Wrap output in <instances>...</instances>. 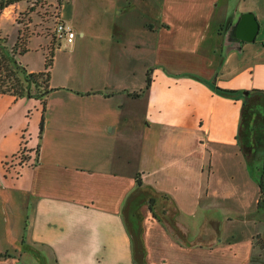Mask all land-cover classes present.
Masks as SVG:
<instances>
[{
    "label": "crops",
    "instance_id": "1",
    "mask_svg": "<svg viewBox=\"0 0 264 264\" xmlns=\"http://www.w3.org/2000/svg\"><path fill=\"white\" fill-rule=\"evenodd\" d=\"M27 1L0 14V35L7 36L9 47L17 40V14ZM263 1L114 0L105 5L95 0L103 12H132L140 23L109 18L88 38L87 30H81L83 42L77 46L94 48L91 64L73 56L74 41L63 49L69 55L57 67L59 47L50 82L56 89L45 111L35 98L0 93V264H139L124 213L139 203L134 198L139 190L160 196L158 203H171L181 222L202 215L203 223H221L229 216L225 207L242 205L237 197L250 185L245 162L242 166L232 150L242 167L240 185L230 184L220 167L230 154L224 149L238 148L242 102L219 95L207 82L264 90V40L256 44L264 26V9H258ZM11 8L13 14L5 16ZM246 12L255 14L260 25L254 41L246 40L242 28L232 27ZM38 37H31L29 51L18 56L34 72L44 69L43 46L50 41ZM40 48L42 61L35 67L28 55ZM149 69L152 82L143 93ZM75 75L94 84L71 86ZM23 143L39 147L38 158L16 173L6 161ZM144 204L148 217L162 224L153 216L156 203L154 213L149 199ZM198 232L200 227L195 238ZM217 240L211 251L220 249L222 238ZM167 243L170 248L161 250L163 264H179L183 252L192 258L210 253L171 238ZM217 260L211 264H229Z\"/></svg>",
    "mask_w": 264,
    "mask_h": 264
},
{
    "label": "rangeland",
    "instance_id": "2",
    "mask_svg": "<svg viewBox=\"0 0 264 264\" xmlns=\"http://www.w3.org/2000/svg\"><path fill=\"white\" fill-rule=\"evenodd\" d=\"M95 0H44L41 1V6L43 8L36 9L35 12L30 15L33 23L31 26L33 27L34 33L31 37L39 36L37 41H44L46 38L51 40L52 36L48 35L52 30L49 28H53L55 18L52 15H61L63 18L67 19L68 22L73 26L77 38L75 40L76 46L73 48V56H76L80 60H84L85 63L91 64L94 62V48L89 47L87 51L82 50L81 47L77 46V44H81L83 39H80V31L87 30L86 37H90L92 33L99 31V28L102 23H106V19L111 18L114 22L120 23L123 22L125 24H136L140 23L138 16H134L132 12L131 14H126L124 16H120L118 14H110L102 11V8L95 4ZM114 0H104L105 5H109L108 3ZM102 2V1H101ZM40 3V2H39ZM100 4V2H97ZM31 5H28L26 9H21L20 12H30ZM106 9V8H105ZM259 11L264 9V1L262 5L258 8ZM136 11V9H134ZM4 12V11H3ZM13 9H8L5 12V16H10L13 14ZM137 12V11H136ZM52 14V15H50ZM28 17H25V20ZM54 18V20H53ZM75 19L78 23V26L73 25L71 19ZM64 20V19H63ZM66 20V21H67ZM264 24V22H263ZM81 25L82 28L79 26ZM135 26V25H132ZM104 28V27H103ZM11 38L15 35L14 28H10ZM36 40L34 42H36ZM92 40V39H88ZM87 40V42H88ZM264 40V26L262 27L260 33L258 34L256 44L263 45ZM56 41V40H55ZM50 42V41H48ZM59 41H56L58 43ZM42 46V45H41ZM264 46V45H263ZM45 47V46H43ZM62 48V51H58V66L66 57L69 55L66 49L67 45L65 43L58 44L56 47L55 53L58 48ZM81 48V49H80ZM55 57V56H54ZM28 58H31L34 66L37 67L42 61V48L39 51H32ZM57 61V60H56ZM90 62V63H89ZM56 67V68H57ZM77 74H81L77 71ZM59 83H62V79H57ZM71 86H79L86 87L94 84V80L91 82H87L85 77L75 75V78L71 79ZM242 102V100H241ZM242 109V106H241ZM259 124L258 122H256ZM263 134V133H262ZM29 146L32 147L30 137L28 136ZM26 145V144H25ZM238 148H226L224 151L230 152L229 155L224 156L220 161V167L222 168V176L228 179V182L232 185L242 184V174L240 169H242L241 164H239L238 159L235 155L231 156L232 150H237L242 163L244 166V172L250 180V185H247L246 191L241 194L240 198L243 202L242 205L231 206L229 208L225 207V211H228L227 218L225 217L221 223H207L202 222V215L197 219L190 218V220H186V222H181V213L178 211L171 203H158L156 196V211L155 216L159 219L162 224H158L153 218L148 217L150 214L148 212L147 199L149 196L153 195L152 192H144L139 190L135 192L134 198L135 202H139L133 210H125V217L127 221V225L133 237L134 251H135V259L139 264H149L147 255L149 252L148 242H150L152 249V263L153 264H163L164 254L162 253V249L164 245L169 246V239H173L174 241L179 242L181 245H187L191 248H195L198 246H202L204 248L209 249L210 253L206 251V256L203 257L198 255L196 258H192L186 252L181 254L180 258L183 259L179 261V264H188L199 262L198 260H202L204 264H211V259H214L218 262L217 259L228 260L229 264H264V248H261L259 244H255L257 241V236L260 235L262 239H264V217L259 214L256 210V203L259 194V187L256 181V176H258V170L254 168V177L250 175V171L248 170L247 163L243 156V153L240 149V146L237 145ZM257 158H262V153L258 152L256 154ZM38 158V156H37ZM36 158V159H37ZM261 160L256 161V166L258 167L261 164ZM235 174V177H231V173ZM244 199V200H243ZM130 211V212H129ZM192 223V226L189 225ZM200 232H198V238H195V231L197 228ZM170 238H166L169 237ZM218 238H222V243L219 242L218 245L220 249H215L211 251V247L217 244ZM254 243V245H253ZM253 245V246H252ZM223 246V248H222ZM222 248V249H221ZM223 250V251H221ZM237 253L235 254L234 251ZM186 256L189 258L185 259ZM172 260V259H171ZM151 261V260H150ZM201 264V263H200Z\"/></svg>",
    "mask_w": 264,
    "mask_h": 264
},
{
    "label": "trees",
    "instance_id": "3",
    "mask_svg": "<svg viewBox=\"0 0 264 264\" xmlns=\"http://www.w3.org/2000/svg\"><path fill=\"white\" fill-rule=\"evenodd\" d=\"M20 1L23 0H0V14L8 6ZM41 1L44 0H28L27 2L31 5L29 8L30 12L19 13L17 17L19 33L13 46H8L7 36L0 35V93L11 94L17 99L23 97L35 98L41 102L43 111H45L48 97L51 92L56 89L50 86V82L55 50L60 42L56 43L58 40L55 32H53V28H49L52 32L48 35H51L52 38L44 47L45 64L43 70L38 72L29 71L28 68L18 60V56L29 51V40L34 33V30H32L33 27L31 26L33 20H31L30 15L35 12L36 9L43 8V6H41ZM26 16L28 18L25 20ZM52 16L55 18V20L54 18L53 20L56 21L58 14ZM151 75L152 70L149 69L147 71L146 85L142 91L143 93L147 92L151 86ZM207 84L219 95L235 100H242L241 122L237 138L240 149L247 163L248 170L251 173L250 175H253L252 177H254V168L258 170L256 181L259 187V194L256 203V211L264 217V90L222 88L214 81L207 82ZM43 129L44 117L40 123L41 132ZM38 148H36L37 152ZM258 152L262 153V158H257L256 154ZM259 159L262 162L257 167L256 161ZM136 178L138 186L141 187L143 181L138 173ZM155 203V198H149V207L152 213H154L153 206ZM256 239L257 241L255 244L257 243L261 248H264V239H262L260 235H258Z\"/></svg>",
    "mask_w": 264,
    "mask_h": 264
},
{
    "label": "built area",
    "instance_id": "4",
    "mask_svg": "<svg viewBox=\"0 0 264 264\" xmlns=\"http://www.w3.org/2000/svg\"><path fill=\"white\" fill-rule=\"evenodd\" d=\"M53 32H55L57 40L66 45L72 44L76 39V32L73 26L66 20H63L60 15L57 16L54 22ZM23 143L19 151L6 161V166L18 173L20 168L25 165L35 164L37 158V151L35 148L31 149ZM34 153V155L32 154Z\"/></svg>",
    "mask_w": 264,
    "mask_h": 264
},
{
    "label": "water",
    "instance_id": "5",
    "mask_svg": "<svg viewBox=\"0 0 264 264\" xmlns=\"http://www.w3.org/2000/svg\"><path fill=\"white\" fill-rule=\"evenodd\" d=\"M232 27L233 29L236 27H240V29L242 28L241 30H243V32L247 34V41H254L260 29L259 22L255 17V14H253L252 12H246L241 14L237 22L233 24ZM234 32L235 30H232L231 33L234 34Z\"/></svg>",
    "mask_w": 264,
    "mask_h": 264
}]
</instances>
